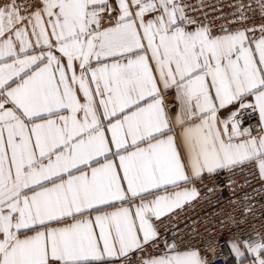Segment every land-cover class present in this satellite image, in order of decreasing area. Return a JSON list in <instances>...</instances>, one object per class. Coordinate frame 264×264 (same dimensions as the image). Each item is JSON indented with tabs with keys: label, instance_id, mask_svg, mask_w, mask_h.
I'll return each instance as SVG.
<instances>
[{
	"label": "snow or ice",
	"instance_id": "snow-or-ice-1",
	"mask_svg": "<svg viewBox=\"0 0 264 264\" xmlns=\"http://www.w3.org/2000/svg\"><path fill=\"white\" fill-rule=\"evenodd\" d=\"M204 7L0 0V264H217L201 201L264 264V0Z\"/></svg>",
	"mask_w": 264,
	"mask_h": 264
},
{
	"label": "built area",
	"instance_id": "built-area-1",
	"mask_svg": "<svg viewBox=\"0 0 264 264\" xmlns=\"http://www.w3.org/2000/svg\"><path fill=\"white\" fill-rule=\"evenodd\" d=\"M192 2L197 5L201 4V0H192ZM241 2L247 3L249 0H203V4L205 5L203 10L208 12L213 18L221 15H231V13L236 11L234 5ZM214 8L216 9L215 12L213 11ZM221 9L222 12L220 11ZM257 22L259 23V14H257ZM224 179L226 177L222 176L221 180ZM224 199L225 197L223 196L219 197L220 201H224ZM229 216L236 217L238 220L241 219L233 211L232 204L222 203V205L218 206L215 203L207 204L201 201L196 203L194 208L185 209V212L181 214L180 227L183 228L188 223V227L185 230L188 232H198L204 240H212L213 237L210 235V232H215L216 236L219 237L220 247L216 248L215 253L210 258L215 259L217 264H227V260L232 259V257L229 256L227 259H224L222 256L227 253L226 249L228 246L225 242L234 238L229 236V230L241 237H247L249 233H253V226L251 224L242 230H238L235 225L229 222ZM193 220L196 221L194 225L190 223ZM172 227L174 228L175 225ZM255 227L258 229L259 223ZM205 229H208V231H205Z\"/></svg>",
	"mask_w": 264,
	"mask_h": 264
},
{
	"label": "crops",
	"instance_id": "crops-1",
	"mask_svg": "<svg viewBox=\"0 0 264 264\" xmlns=\"http://www.w3.org/2000/svg\"><path fill=\"white\" fill-rule=\"evenodd\" d=\"M170 99H171V97H170ZM228 251H229V248L227 247L226 252H228Z\"/></svg>",
	"mask_w": 264,
	"mask_h": 264
}]
</instances>
